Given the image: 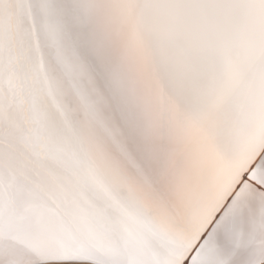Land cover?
<instances>
[{"label": "snow or ice", "instance_id": "6c2138e0", "mask_svg": "<svg viewBox=\"0 0 264 264\" xmlns=\"http://www.w3.org/2000/svg\"><path fill=\"white\" fill-rule=\"evenodd\" d=\"M0 264H264V0H0Z\"/></svg>", "mask_w": 264, "mask_h": 264}]
</instances>
